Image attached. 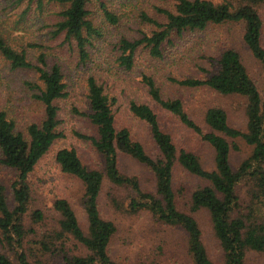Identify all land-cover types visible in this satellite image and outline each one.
<instances>
[{
  "label": "trees",
  "instance_id": "trees-1",
  "mask_svg": "<svg viewBox=\"0 0 264 264\" xmlns=\"http://www.w3.org/2000/svg\"><path fill=\"white\" fill-rule=\"evenodd\" d=\"M169 1L174 2V8H157L165 15L164 22L143 15L156 27L150 34L119 40V66L126 71L134 69L141 48L163 61L175 38L207 32L213 25L238 24L242 42L261 66V81L252 76L235 46L223 48L217 58L211 56V70L198 64L202 75L167 79L181 88H205L238 99L244 126L234 124L230 110L223 105L208 107L198 122L180 96H168L152 74L142 72L141 82L155 104L131 100L130 111L150 129L157 146V154H150L128 127L117 125L118 99L109 91L108 82L88 73L85 106H69L71 90L61 62L48 61L45 52L33 62L27 48H16L10 35L0 30V57L12 70L32 69L37 75L34 81L26 82L33 91L34 107L27 108L22 118L10 108H0V165L17 174L10 187L0 180V264H134L114 254L112 243L118 225L103 215L101 206L107 187L113 189L108 196L113 209L131 215L146 212L160 227L179 231L186 239L192 264H255L253 256L264 257V0ZM35 2L40 9L46 2L60 7L51 12L49 34L77 51L79 67L83 64L84 70L93 61L91 49H98L97 44L106 36L105 26L108 29L120 21L116 9L110 8L114 0ZM27 47L43 46L29 42ZM203 57L209 58L206 54ZM156 105L208 144L210 164L194 151L178 148ZM66 115L90 122L94 134L76 135L89 141L101 160L95 167L88 166L75 146H62L55 152L60 170L83 184L81 206L86 225L69 199L57 197L50 208H44L33 197L31 175L58 139L66 136ZM242 145L248 153L237 163L233 152L241 151ZM123 156L150 170L152 187L145 186L138 175L123 171ZM179 170L204 181L190 194L189 211L180 206L184 187L177 181ZM198 212L209 216L219 260L210 255Z\"/></svg>",
  "mask_w": 264,
  "mask_h": 264
},
{
  "label": "rangeland",
  "instance_id": "rangeland-1",
  "mask_svg": "<svg viewBox=\"0 0 264 264\" xmlns=\"http://www.w3.org/2000/svg\"><path fill=\"white\" fill-rule=\"evenodd\" d=\"M36 0H0V30L10 37V41L16 48H27L29 58L38 62L41 52L48 55V61H60L66 73L71 96L68 105L73 104L83 108L85 106V79L88 73H96L100 81L109 83V91L117 96L116 123L119 127H128L135 139L140 140L150 154H157L149 127L146 123L132 114L130 111L131 100L150 101L146 89L141 82L142 72L152 74L168 96H180L190 115L201 122L204 110L213 105H223L230 110L231 121L244 126V112L239 100L232 97L218 95L205 88L186 89L168 81L169 76L185 77L202 75L197 65L201 64L212 69L210 57L217 58L220 51L226 47H236L242 54L243 60L252 76L261 81L262 70L258 61L248 51L241 40V26L236 24L213 25L207 32L186 35L182 39L175 38V45L168 46V57L160 61L148 55V49L141 48L137 52L136 67L132 70H124L119 66L117 58L119 49L117 43L122 37H140L142 33L150 34L156 27L143 19L148 15L155 20L164 22L165 15L158 11L160 8H174V2L169 0H114L110 8L116 9L120 15V21L114 27L105 26L106 36L99 42L98 49H91L92 62L83 69L79 67L77 51L71 49L68 44H61L60 39H53L47 24L52 22L51 12L60 10V7L51 2L40 9ZM222 1V0H214ZM264 20V8L261 9ZM96 14V13H95ZM102 16V15H101ZM20 29V30H18ZM29 42H36L43 47H27ZM207 55L209 58L203 57ZM182 58L178 63L175 61ZM98 64V65H97ZM36 72L32 69L12 70L8 63L0 57V108H10L14 115L22 118L27 108L34 107L32 103V90L26 82L34 81ZM157 106V105H156ZM159 114L162 123L167 129L178 148H187L210 164L211 148L197 134L188 129L174 116L165 113L159 106ZM66 136L58 139L53 149L41 160L31 175V182L35 188L33 197L40 207H51L57 197L69 199L76 208L83 225H86V216L81 206L83 184L76 177L63 173L55 161V152L62 146H75L82 159L90 167L100 163V156L89 141H85L76 135V132L94 134V128L83 117L66 115ZM248 148L242 145L241 151L233 152V161L239 163L245 156ZM248 153V152H247ZM122 169L124 172L138 175L142 183L152 187V173L148 168L135 162L129 157H122ZM16 172L0 165V180L10 187L16 179ZM178 184L184 187L180 206L189 211L188 201L190 194L196 187L203 185L188 172L179 170ZM113 189L107 187L103 192V215L113 219L118 225V232L112 243L114 254L119 260L134 264H192L187 251L186 239L177 230L160 227L159 224L146 212L131 215L125 211H118L109 205V193ZM8 193L10 194V188ZM12 202V200H11ZM204 228L205 242L210 255L219 260L220 250L213 238L209 216L206 212L196 213ZM3 248L0 243V249ZM11 253V252H10ZM252 262L264 264V257L255 255Z\"/></svg>",
  "mask_w": 264,
  "mask_h": 264
}]
</instances>
